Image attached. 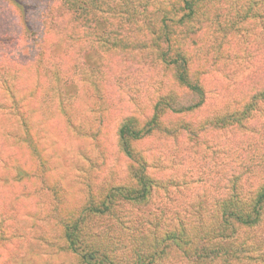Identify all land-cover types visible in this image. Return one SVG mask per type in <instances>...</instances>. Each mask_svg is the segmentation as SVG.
I'll return each instance as SVG.
<instances>
[{
  "label": "trees",
  "instance_id": "trees-1",
  "mask_svg": "<svg viewBox=\"0 0 264 264\" xmlns=\"http://www.w3.org/2000/svg\"><path fill=\"white\" fill-rule=\"evenodd\" d=\"M14 209L64 264H264V0H0V264Z\"/></svg>",
  "mask_w": 264,
  "mask_h": 264
},
{
  "label": "rangeland",
  "instance_id": "rangeland-1",
  "mask_svg": "<svg viewBox=\"0 0 264 264\" xmlns=\"http://www.w3.org/2000/svg\"><path fill=\"white\" fill-rule=\"evenodd\" d=\"M213 21V20H212ZM211 21V22H212ZM207 26V25H206ZM205 26V27H206ZM202 31H196L194 33V36L191 34L190 41L192 43H195V45L199 48L202 47L203 44L205 45H211V40L204 35H201ZM25 53L29 52L24 51ZM46 53H53V51L49 52L46 50ZM61 52L59 50L58 54H55V57L59 61L58 63L63 67V69L68 71H80L85 68V62L89 59L93 61L92 59L88 58L85 59L84 62L81 61V59H75L71 58V56L66 51L65 53ZM94 63H97L98 61H93ZM123 67L125 68V71L129 73V75L123 74L125 80L129 81L131 84L134 82V77L141 79V81H135L139 84H145V82L149 83L154 76H157L156 74H152V71L139 68V64L135 60L127 59L125 60ZM145 67H153V66H145ZM257 72H253V69L248 70L243 74V80L241 81L242 84H235L234 89L236 92L239 90L245 89V86L247 85L248 78H253V76ZM256 76V75H255ZM254 76V77H255ZM245 79V80H244ZM240 82V83H241ZM69 91L72 92L74 90H77V87L74 85H69ZM88 91V87H87ZM112 94V92H110ZM110 99H114V104L116 105V102L118 101V98L111 95ZM80 106H83L80 103ZM78 110L83 109V107H77ZM52 123L57 127L62 129L64 127V117L63 115L57 113L55 109H53L52 114ZM72 143H70L71 145ZM63 148L67 152L69 156H71L70 153V146L63 144ZM13 213L17 216L19 214L15 209L13 210ZM17 220L19 219L22 224L21 229L15 228L16 231H19V243L15 250L12 251V257L9 260H5L1 258V262L4 261L3 264H64L65 258L63 254L60 252L59 242L55 240L51 235L47 234V230L51 228L52 222L49 220L43 221V222H37L36 224L30 220L31 218H21V217H15ZM19 224V223H18ZM61 254L62 256H60ZM20 259V261H19Z\"/></svg>",
  "mask_w": 264,
  "mask_h": 264
}]
</instances>
